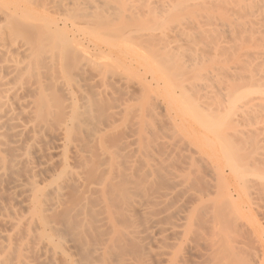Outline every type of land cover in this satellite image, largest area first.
Segmentation results:
<instances>
[{
    "label": "bare ground",
    "instance_id": "obj_1",
    "mask_svg": "<svg viewBox=\"0 0 264 264\" xmlns=\"http://www.w3.org/2000/svg\"><path fill=\"white\" fill-rule=\"evenodd\" d=\"M106 1L0 0V183L2 188L7 189H5L6 193L8 191L24 211L22 216L11 218L9 211V215L7 214V208H3L4 213L0 209L1 225L3 224V228L4 225L10 228L9 232L8 229L0 230V250L3 249V253L6 254L12 253L14 252V245L17 250V252H14L16 253L15 262L9 261L10 259H7L9 257L6 258V254L1 253L0 264H29L30 260L27 261L25 258L31 251L36 255V259L38 258V262L44 261L43 263H45L53 257L55 247H66L67 240L58 232L55 226L45 220L44 215L61 206V192L64 187L69 184L85 187L83 171L90 159L85 148L90 143H95L102 154L111 158V153L103 147V137L106 131L92 133L89 118L86 117L93 111L96 96L102 95V93L105 94L107 88L103 87V91L98 92L100 94L92 95L87 94L85 92L86 87H83L85 84H81L87 78L90 79V76L88 77L90 72L87 74V69H89L88 71L97 72L96 77L98 76L105 86V83L109 80L106 79L109 63L95 65V61L91 60L95 54L90 53V48L83 47V42H81V45L77 38L75 39L77 34H86L84 30L91 21L101 20L110 15L111 11H108L109 7L106 5ZM177 1L179 0H147V4L143 9L149 11L152 8L151 6L154 7L160 4L159 9L162 11L159 10V13L161 15L158 13V9L155 10L157 12L154 11V14L151 9V15L154 17L160 15L159 18H164L168 14L179 15V13H185L188 9L202 7L206 11L211 8L210 12L206 11L208 12V16H206L207 18H214L216 21L215 27L207 31L202 30L201 25L199 26L193 20L183 22V25L178 23L179 25L177 27L173 26L171 30L173 40L168 43L164 39L166 45L168 43V45L172 44L178 48L180 42L184 39L187 43L184 44L189 49L187 50L182 42L185 48L181 49V51L184 50L180 55L181 60L186 59L187 62H190L189 65H193L192 67L199 66L198 64L202 66V69L200 68L198 72H195V67H190V69L192 68L191 73L188 72L190 76L193 73L195 74L192 76L194 80L195 77L198 81L201 80L199 89L203 93L200 95L198 92V97L208 98L210 95H216L218 99L220 98L216 103V114L213 118L217 119L218 126H206L205 131L209 132L206 131V135H199L200 139L203 138V142L211 144L210 147L207 145L209 149L205 150L206 169L215 178L219 194H223L221 197L223 201L218 204L224 203L225 205V210H222L225 225L217 223L213 228L211 239H209V247L215 256L211 258L216 261V264H264V149L262 152H259L258 149L261 144L264 146V131L262 132V128L257 127L260 123L264 125V0H186L189 2L186 5L181 0L179 1L181 3L176 4ZM102 4L103 6L106 5V8L108 7L107 11L110 13L107 15ZM100 5L105 10L99 8ZM68 7L75 8L78 14L74 16L60 15V13H66ZM99 9V12L101 10L105 12V17L103 11V18H101L102 15L101 17L97 15L100 14L97 13ZM39 10L45 13L42 15V20L40 12H37ZM114 11H116L115 7L112 14H115ZM34 12H37V15ZM129 12L132 15V11ZM122 13L120 14L123 15ZM50 14H54L52 15L54 17L51 18ZM43 16L46 18L43 19ZM49 18H51L50 23L53 28L47 26L49 25L47 21H50ZM55 19H57V22L53 21ZM106 19L107 21L111 20L108 17ZM52 22L54 23L52 24ZM104 26L102 24L101 27L99 26V30H103L99 34H103L107 31V28L108 31L113 28L110 24L109 27L106 24L107 28L105 26L104 31ZM200 30L203 33L211 32L223 37L220 38L221 42L216 43L213 48L214 57H207L203 53L204 51L201 53L195 47H192L191 41L193 43V38L198 33L201 34ZM64 31L67 32V35L63 33ZM62 33L64 36L61 35ZM68 33L72 35V38L68 36ZM115 33L113 31L112 34ZM55 36L58 40L54 38ZM142 36L144 38V34ZM151 36L149 33V35H146V39ZM225 37H230V40L233 38L231 40L234 42V45L231 43L233 48L227 47L225 42L222 41ZM96 38L98 39V37ZM101 38L98 39L100 44L98 43L95 46V51L100 52H98L99 59L108 60L112 52L110 46L113 47L114 45ZM140 46L137 48L139 49ZM211 49L210 51L213 53ZM230 49L235 50L226 55L225 51H230ZM147 52L143 53V57L141 56V62H143L144 55L148 56L152 53V59L159 55H154L150 50L149 54ZM140 55H135L128 67H131L132 63H139L140 61H136V58H140ZM146 56L144 61L149 62V59L152 61L149 56ZM175 59L177 61L179 57L175 56L174 61ZM71 60L72 64L77 60L78 63L80 62V65L76 64V67H73L77 73L74 70L71 73V70L69 71L67 68V62ZM147 62L146 65L150 64ZM153 62L155 61L153 60ZM147 66L149 67V65ZM151 68L150 64L148 69ZM124 69H126V66H124ZM124 69L122 68V70ZM164 69L163 72L161 71L162 73H169L165 72ZM172 70L174 71V69ZM149 71L152 73L153 69ZM196 73H199V75ZM155 74L154 76L151 75L153 79L149 83L154 81L157 82L156 85L160 81V77L158 76L159 80L157 76L154 78ZM167 76L169 77V74ZM109 78L111 82L112 75ZM121 79L116 78L118 82L116 81L117 83L113 85L121 87L120 84L123 83ZM171 79L173 78L171 77ZM174 79V82H177V78ZM180 79H182V75ZM236 81L238 85L233 84ZM171 83L172 80L169 84ZM148 84L147 90L152 85ZM194 85L197 86L195 82ZM194 85L191 88L196 92L198 86L195 88ZM143 86H146V83ZM147 90L145 91L147 92ZM152 90H149L150 94ZM58 91L61 92L64 100L58 95ZM198 93L194 94L197 95ZM194 98L196 99V96ZM154 106L149 109V112L155 117L159 108H156V104ZM239 121H242L241 123L243 121L246 123L247 121L248 123L251 122L248 131L230 133L229 131L233 125L239 123ZM258 131L261 132L258 133ZM209 134H212V138H209ZM49 138L54 139V142H56L55 145L57 146L55 148L45 147ZM90 138L92 140L88 143ZM193 139L195 140V137ZM237 140L239 142L243 140V142L236 144L235 141ZM135 145L137 144L132 146ZM48 146L50 147V143ZM55 152L59 154L56 158L54 157L56 156L54 155ZM137 157L142 158L141 155H137ZM70 161H76V166H71ZM54 162H57L60 168L51 171ZM147 167L150 169L151 166L147 165ZM22 174L23 176H21ZM109 184L110 173L97 185L87 187L89 191L101 197L102 208L100 210H104L106 214L105 221L108 225L111 223V211L107 198ZM148 199L149 197L146 196L136 197L131 200V203L140 211L147 212L149 207L144 204V201ZM208 201L213 203L214 200L209 199ZM216 202L214 201V203ZM87 206V203L82 204L81 209L86 210ZM255 211L262 216L263 223L257 221ZM244 225L249 228L244 227ZM149 226L152 233H157L158 227L155 222L150 221ZM112 228L115 230V226ZM242 228L244 230H241ZM243 237L246 245L240 247L239 242L242 243ZM240 238L243 239L237 244V239L240 240ZM16 241H18L19 247L17 243H13ZM32 242H34V246L31 248ZM64 255L71 261L69 256ZM122 264L133 263L128 261Z\"/></svg>",
    "mask_w": 264,
    "mask_h": 264
},
{
    "label": "rangeland",
    "instance_id": "obj_2",
    "mask_svg": "<svg viewBox=\"0 0 264 264\" xmlns=\"http://www.w3.org/2000/svg\"><path fill=\"white\" fill-rule=\"evenodd\" d=\"M107 1L106 5L109 7L107 8L111 13L107 11L105 4V6L103 4L102 6L106 10L101 5L99 8L104 9L107 12L106 15L110 13L111 16L108 15L107 17L111 20H105L107 18L105 17V12L103 10L99 12V9L97 13L100 14L97 15L99 17L102 15L101 18H103L104 13L105 18L101 20L91 19L93 21L84 30L86 34H77L75 39L77 38L80 44L83 42V45H81L90 48V53L95 54L91 59L93 62L95 61V65L98 66V63L100 65L109 63H107L109 70L106 79L108 78L110 80L109 76L111 77L112 75L111 82L106 80L107 83L104 86L98 76L96 77L97 72H91L87 69V74L90 72L88 77L90 76L91 80L86 77V83L81 82V84H85V86L83 85V87H86L85 90L87 89L85 92L92 95H97L96 93L102 92L103 87L107 88L105 94L102 93L101 95L98 93L100 95H97L98 97L96 96L93 111L86 117L89 118L92 133L106 131L103 137V147L111 153V158L102 154L95 143H90L93 137L88 139L90 145L85 148V151L90 156V159L83 171L85 187H78L74 184H69L64 187L61 192V206L44 215L45 220L55 226L58 232L67 240V246L62 248L55 247L53 257L48 259V262L45 261L43 263L44 261L38 262V258L36 259V255L31 251L32 246H34V242H32L31 244L33 245L30 248L32 253L30 251V253H26L28 256L25 259L27 261L30 260L29 264H122L128 261H131L133 264H216V261L213 260L215 257L214 252L212 253V249L209 247V239H211L215 225L217 223H225L222 217V210H225V205L224 203L221 205L218 204L223 201L221 199L223 194H219L218 184L216 186L215 178L206 169L207 163L204 160L205 150L207 151L211 144L203 142V138L200 139L199 135H206L209 132L207 130V132L205 131L206 126H218L217 119L213 118H215L214 114H216V103H218L220 98L218 99L216 95H210L208 97L209 99L198 97L199 93L200 95L203 93L199 89L201 80L199 79V82L197 77L194 80L192 76L195 74L193 73L190 76V70L195 67V72H198L200 68L202 69V66L198 64L199 66L192 67L193 65H189L190 62H187L186 59L181 60L182 57L180 55L184 51H181V49H184L185 46L187 48L185 40L183 39L182 41L183 44L185 43V46L180 42L179 48L172 44L168 45L173 40L171 30L173 26L177 27L179 25L178 23L183 25V22L193 20L199 26L201 25L202 30L207 31L208 29L214 28L216 24L215 19L207 18V13L210 12L209 10L211 8L206 10L208 12L204 11V8L199 7L188 9L185 13H179V15L168 14L167 17L159 18L161 15L159 13L160 4L154 6L156 8L151 6L153 14L156 9H158L157 11L160 14L159 16L157 15L158 17H154L151 15V9L149 11L143 9L147 4V0ZM181 1L183 3L185 2V5L189 3L186 0ZM134 6L135 8H133ZM114 7L116 15L114 13L112 14ZM67 9L68 11L66 13H60V15L74 16L78 14L75 8L68 7ZM118 9L121 11H118ZM41 10L37 12L39 13ZM130 10L132 11V15L129 12ZM146 11L150 13L147 14ZM37 12L34 13L36 14ZM40 14L42 20V15L45 13L40 12ZM52 15L54 14H50L49 16L52 18L54 17ZM44 18L46 17L43 16ZM51 18L48 19L50 21H47L49 25L46 24L49 28L50 26L53 28L50 23ZM53 21L57 22V19ZM100 23L103 26L107 24L108 27L110 24L111 28H113L108 31L106 26L107 31H105L104 26L103 29L105 32L99 34L100 31H103L99 30L101 27ZM113 31L116 32L114 35L112 34ZM63 33L67 35V32L64 31ZM63 33L61 34L62 36H64ZM149 33L152 36L146 39V35H149ZM200 33L193 38V43L191 41L192 47H195L198 52L202 53L204 51L203 53L207 57H214L213 48L216 43L221 42L220 38L223 37L216 33H203L201 30ZM142 34H144V38ZM68 36L72 38V35L69 33ZM96 37L98 39L102 37L109 44L114 45L113 47L110 46L112 52L108 60L99 59V51H95V46L99 43ZM235 37L237 38L238 36ZM54 38L58 40L56 36ZM164 39L168 41L167 45ZM231 40L230 37H225L222 41L225 42L227 47L233 48L234 42ZM139 46L140 48L138 49L137 47ZM211 46H213L212 49ZM152 48L154 51L151 50ZM177 48L180 50L178 51ZM210 49L213 53H211ZM149 50L154 55H159L152 59L153 56L152 53L149 54ZM232 50L235 49H230V51L226 50V55H229ZM146 51H148V56L152 61L149 58V62L144 61L146 59V55H144V64H142L141 59L143 53H146ZM137 54L140 55V58H136V61L138 60L140 62L136 64L132 63L134 66L131 64L132 66L128 67L133 57ZM175 56L177 58L179 57L177 61L176 59L174 61ZM146 62L151 64V69H153L154 73L149 71L151 70L148 69L150 68V64H147L149 65L148 67L145 64ZM67 63L68 70H71V73L73 70L77 73L73 67L75 68V65L80 62L78 63L77 60L72 64L71 60ZM124 66H126V69H124ZM190 67L192 68L190 69ZM163 69L169 73H162ZM152 74L153 76L155 74L154 78L156 76L157 78L158 76L160 77V81H158V78V84L156 85L155 83L157 82L153 80L152 83H149L153 79ZM168 74L169 77L167 76ZM181 75L182 79H180ZM113 76L115 77L114 79ZM171 77L173 79L177 78V82H174L175 79H171L172 83L169 84ZM116 78H122L123 83L120 84L121 87L113 85L118 82ZM144 82L146 86L148 83V85L152 84L150 85L151 88L147 90L148 86H143L145 84ZM194 82L198 88H196L197 86L194 85ZM237 83L236 81L233 84L238 85ZM193 85L196 88V92H199L197 95L194 94L196 92L192 89ZM141 88L142 90L144 89L143 92ZM187 88L189 93L187 92ZM197 89L199 90L197 91ZM149 90H152L151 94ZM57 93L64 100L61 92L58 91ZM195 96L196 99L194 98ZM155 104L159 110H157L158 116L156 115L154 117L150 114L149 109L152 106L155 107ZM167 120L169 121L167 122ZM241 122L239 121V123L233 125L229 132L248 131L251 122ZM262 125L260 123L257 127L259 129L262 128L261 131L263 132L264 125L263 127ZM261 131H258V133ZM208 136L212 138V134ZM193 137H195V140H200L195 141ZM241 141L243 142V140H240V142L237 140L235 142L237 144L241 143ZM49 143L50 147L48 146ZM55 143L54 139L49 138L45 147L55 148L57 146ZM133 144L137 145L132 146ZM258 149L259 152H262L264 146L261 144ZM138 150L141 152L139 153ZM56 153H54L56 156L52 154L55 158L59 155ZM137 155H141L142 158L137 157ZM70 165L76 166V161H70ZM147 165L151 166L150 169H148ZM52 166L51 171H56L60 168L57 162L52 163ZM108 173H110V184L108 186L107 198L111 211V223L109 225L105 221L106 214L104 210H100L102 208L101 197L87 189L88 186L97 185L104 180ZM0 185V209L2 212L4 213L3 208H7V214L9 211L11 218L22 216L24 211L21 206L14 201L8 191L6 193L7 189L4 187L3 189L1 183ZM215 189L217 190L215 191ZM141 196L149 197L148 200L144 201V204L149 207V211L147 212L140 211L131 203L133 198ZM209 199L217 202L214 203L213 201L214 204L210 203L212 201H208ZM85 203L88 206L86 210H82V204ZM255 217L258 222L263 223L262 216L256 211ZM150 221L156 223L158 227L157 233H152L149 226ZM114 226L115 230L112 228ZM5 227L4 225L3 228V224L1 225L0 223V230L8 229L7 231L9 232L10 228L6 227L5 229ZM244 227L249 228L247 225H244ZM241 230H244V228ZM240 233L242 234V232ZM243 238H240V240L237 239V244ZM13 243L18 244V241ZM239 244L240 247H244V244L246 245L245 238ZM13 251L17 252L15 245ZM3 252V249L0 250V257L2 254H6ZM14 252L5 255L6 258L9 257L7 259H10L9 261L11 262L14 261L16 256ZM64 254L69 256L71 261Z\"/></svg>",
    "mask_w": 264,
    "mask_h": 264
}]
</instances>
